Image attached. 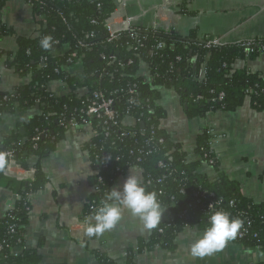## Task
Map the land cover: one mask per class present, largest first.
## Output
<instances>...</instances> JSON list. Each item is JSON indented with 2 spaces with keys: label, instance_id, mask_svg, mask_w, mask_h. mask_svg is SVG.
Listing matches in <instances>:
<instances>
[{
  "label": "trees",
  "instance_id": "1",
  "mask_svg": "<svg viewBox=\"0 0 264 264\" xmlns=\"http://www.w3.org/2000/svg\"><path fill=\"white\" fill-rule=\"evenodd\" d=\"M10 0H0V16ZM117 5L111 0H36L34 14L45 18L47 25L41 35L36 38L18 37L17 53L11 54L0 49V57L8 56L7 66L21 76L32 74V83L18 88L14 93L0 91V118L4 114L25 111L36 105L41 114L34 117L25 126V135L14 134L7 137L0 147L2 152L13 151L15 157L26 170L28 161L32 158L44 159L55 151L63 139L65 128L57 122L62 113L69 116L80 107L77 92L84 87L115 90L129 86L139 91L140 104L133 115L141 117L146 135L139 136L140 142L152 138V150L140 166L144 178L153 181L151 185L143 183L148 191H155L163 207L171 208L173 220L160 223L153 230L149 242H139L137 252H130L127 264H134L137 254L151 250L155 246L173 249L177 237L187 228L205 230L208 226V216L212 211L202 212L204 205L217 203L216 209L230 214L231 218H239L251 222L248 236L241 242L245 247H261L264 249V203L255 204L242 196L239 186L219 172L217 180L210 181L200 173V163H190L182 146L176 144L166 130H158L162 120L167 119V112L159 106L161 89L172 90L180 98L182 107H187L189 118H204L216 111L236 112L247 102L251 108L264 112V79L251 73L247 68L236 69L237 62L255 61L264 55V37L255 38L250 42L221 45L207 49L210 37H198L197 31H192L186 38L174 31L169 34L157 33L149 29L141 31L130 29L119 33L116 39H111L105 26V21L116 11ZM140 33L145 37L138 45L132 39V34ZM14 30L0 21V43L5 37H14ZM51 35L55 41L53 47L45 51L40 47V40ZM165 43L167 48L158 51L156 46ZM251 44L252 52L247 54L246 44ZM77 44L85 48L79 53L84 55L83 72L70 76L64 71H57L61 65H67V56L56 57L55 51L69 45L71 51ZM10 57V58H9ZM47 57L46 67L41 68L42 58ZM196 60L193 63V60ZM141 62L149 64L152 72L151 82L137 78ZM121 64V66H119ZM41 68V69H40ZM206 74L203 80H198L201 70ZM112 75L108 78L105 73ZM61 81L68 85L70 94L62 97H51L48 85ZM44 86V89H42ZM54 115V116H53ZM53 116V117H52ZM41 132L38 142L33 139ZM163 139V144L159 140ZM119 152H111L113 160L108 162V169L101 168L100 161L93 160L95 171H100L104 178L101 192L95 195L99 203H103L107 193L114 187L115 181L129 169L128 151L132 145L131 139L111 143ZM0 145V146H1ZM197 153L204 162L212 160L219 170L218 161L210 147V137L205 131L197 139ZM120 161H116V156ZM208 155L207 158H204ZM160 163L164 168L159 167ZM7 161L0 162V187L12 188L15 183L6 178L4 170ZM120 167L121 169H116ZM35 181L27 183L22 193V201L16 210L0 219V264H40L41 258L35 251L25 250L19 257L11 254V248L25 244L24 227L29 222V210L24 205L25 195L35 193L46 184V176L40 163L34 166ZM126 168V169H125ZM119 170L120 172H118ZM164 178L161 185L154 180ZM94 185L96 179L94 177ZM198 194V196H197ZM233 203V205H231ZM186 211H189L186 213ZM9 225L15 226V232H9ZM162 231V233H160ZM257 234V237H253ZM19 242H21L19 244ZM100 264H115L109 259H101Z\"/></svg>",
  "mask_w": 264,
  "mask_h": 264
},
{
  "label": "crops",
  "instance_id": "2",
  "mask_svg": "<svg viewBox=\"0 0 264 264\" xmlns=\"http://www.w3.org/2000/svg\"><path fill=\"white\" fill-rule=\"evenodd\" d=\"M117 6L122 2L125 15L117 23L131 27L151 28L160 9L169 10L168 24L181 37L197 31L198 37L218 39L223 45L237 44L264 37V0H111ZM1 21L14 30V37H5L0 49L17 52V38L36 37L38 23L31 9L21 0L7 3ZM117 29L119 26L116 27ZM63 50L56 52L59 56ZM7 54L0 57V91L14 93L32 83V77L21 76L7 66ZM10 58V57H9ZM236 69L247 68L264 79V55L255 61L237 62ZM83 67L72 66L74 73ZM50 90L62 94L63 83L56 81ZM159 106L167 112L165 130L176 144L182 146L190 163H200V173L210 181L217 180L219 172L236 183L243 197L255 204L264 203V112L251 108L247 102L236 112L216 111L204 118H189L180 98L172 90L161 89ZM40 109L35 106L25 111L4 114L0 118V145L14 134L25 135V126ZM210 137V147L219 170L201 160L197 153V139L204 132ZM90 130L81 128L66 131L54 152L44 159L32 158L28 169L40 163L46 184L35 192L30 204L29 222L24 227L28 251L40 256V264H100L109 259L115 264H127L129 253L137 252L139 242H149L153 230H145L141 221L124 209L120 223L99 237L85 234L91 221L86 218L88 205L94 197L95 169L88 150ZM2 147V145L0 146ZM25 169V168H24ZM143 180V174L138 170ZM130 170L120 177L114 187L123 186L132 175ZM13 181V189L0 187V219L16 210L22 201L27 182L20 177ZM160 223L173 217L170 208ZM203 230L187 228L177 237L174 248L155 246L137 254L134 264H264V249L248 248L230 241L225 248L203 258L191 255V244Z\"/></svg>",
  "mask_w": 264,
  "mask_h": 264
},
{
  "label": "built area",
  "instance_id": "3",
  "mask_svg": "<svg viewBox=\"0 0 264 264\" xmlns=\"http://www.w3.org/2000/svg\"><path fill=\"white\" fill-rule=\"evenodd\" d=\"M21 1H23L25 5H27L31 9L34 18L37 20L38 29H37L36 37H39L41 35L42 29L47 25V22L44 17L34 14V11H33L34 2L36 0H21ZM168 14H169V10L166 7H163L162 9H160L159 13L156 15L155 21L153 23V27L151 28L131 27L129 23H126V25H128V29L126 30V26H124L123 23H117V20L122 19L123 16L125 15V8L121 2L117 6L114 14L110 18H108L104 24L109 32L111 39H116L119 33L123 31H129L130 29H137L140 33L141 31L146 32L149 29H151L157 33L169 34L173 32V29H171L170 25L167 23ZM0 21H1V16H0ZM117 26H119L118 29L116 28ZM140 33L132 34L133 41L138 45H140L145 39V37L141 36ZM36 37H32V38H36ZM250 40H253V39H250ZM250 40L244 41V42H250ZM240 43H243V42H240ZM221 45L223 44H221V42L218 39L211 38L210 42L207 43L206 48L211 49V48L221 46ZM84 48H85L84 45L77 44L74 47V51L70 52L71 47L69 45H65L60 49V50L64 49V51L59 56L56 54V52L60 50L55 51L56 57H65L67 55L69 56V57L67 56L68 64L61 65V67H59L57 71L59 72L64 71L68 73L70 76H76V75L80 76V74L83 72V69L79 73H76V72L74 73V71L72 70V66L79 63L83 67L82 61H83L84 55H79V53ZM166 48L167 46L163 42L159 43L156 46V50L158 51H162ZM245 51L248 55L254 52V50H252L251 44L249 43L246 44ZM12 58L13 57H11V59ZM195 61L196 60L194 59L193 63H195ZM46 63H48V58L47 57L42 58L41 68L46 67ZM119 66H121V64H119ZM205 74H206V71L202 69L197 79L203 80V78L205 77ZM29 75L32 77L31 73ZM104 75H106L108 78H112V75L107 72ZM137 78H142L143 80L147 82H151L152 72H151L149 64L141 62V69L139 73L137 74ZM54 82H51L47 88L48 92L51 93V97H62V96H66L70 94L71 90L68 88V85L61 81L60 82L63 83V91H64L62 94H57L53 92L52 90H50V85ZM42 89H44V86H42ZM139 97L140 96H139L138 89L136 87L129 86V85L127 88L119 87V88H116L115 90L96 89L94 91H91L87 87H84L83 89H80L77 92V99L80 102V107L76 109L75 111H73L69 116H67L66 113L60 114V116L57 117V122L60 123L61 126L64 127L66 131L78 130L81 128H87L90 130V140L88 143V150H89L92 164L94 163L93 162L94 159L102 163L101 168H97V169H108L109 168L108 162L113 160L111 152L112 151L117 152V153L119 152V149H117V147L114 146V143L110 142L111 145L109 147L106 146L111 139H113L116 142L121 141V143H123L125 139H131L132 145L128 151L129 166L127 167V169L129 170L125 174L121 175L120 177L126 175L130 170H132L131 168H134L137 171L139 170L143 174L142 184L147 183V185H151L153 181H150L144 178V172L140 166V163H142L149 155H151L152 150L150 149V146L152 144L153 139L150 138L146 140V142H140L138 140L139 136L144 137L146 135V130H145V126L144 128H141V126L144 125L142 118L133 115V111L140 104V101L138 100ZM36 105H38L39 107L41 105V100H37ZM40 114H41V111H40ZM165 120H162L160 122L158 130H165V124H164ZM42 135L43 134L40 131L39 132L37 131V135L33 139V141L38 142ZM163 142H164L163 139L159 140V144H163ZM207 157L208 155L204 156V158H207ZM115 159L116 161H120V157L118 155L116 156ZM3 160L7 161V166L4 170V173L6 176L20 177L27 183H31V184L35 181V174H36L35 168L33 167L29 170L24 169L22 165L20 164V162L18 161V159L15 157V154L13 151L2 152L0 155V162ZM201 160H202V157H201ZM206 163H208V161ZM209 164L214 165V162L211 160ZM159 167L163 169L164 165L160 163ZM116 169H121V168L116 167ZM117 171L120 172L119 170ZM94 177L96 179V185L93 186L94 187L93 189L94 197L91 199L88 205L86 218H88L90 215H94L96 209L102 205V202L99 203L98 200L95 198V195L101 192V185L104 183V178L101 175L100 171H97V170L95 172ZM118 179H116L115 181H111L112 183H114V186ZM163 181H164V178L154 180V182L157 183L158 185H161ZM32 194L34 193L28 192L26 193L25 198H24L25 200L24 205L27 207L29 212H30L31 200L33 197ZM209 205H212V207L209 208ZM216 205L217 203H209L207 205H204V207L202 208V212H206V211L213 212L216 209ZM231 205H233V203H231ZM161 207L163 206L161 205ZM188 212L189 211H186V213ZM172 220H173V217L170 221ZM251 225L252 224L250 221L248 222L245 221L243 223V227L240 229L238 237L235 240L239 242L243 241L248 236ZM9 232L10 233L15 232L14 225H9ZM160 233H162V231H160ZM253 237L256 238L257 234H255ZM20 243L21 242H19V244ZM258 248H261V247H258ZM2 249H3V245L0 246V251ZM25 250H28V244L26 241V237H25L24 245H17L11 248V254L14 257H19Z\"/></svg>",
  "mask_w": 264,
  "mask_h": 264
},
{
  "label": "clouds",
  "instance_id": "4",
  "mask_svg": "<svg viewBox=\"0 0 264 264\" xmlns=\"http://www.w3.org/2000/svg\"><path fill=\"white\" fill-rule=\"evenodd\" d=\"M55 41L51 35L44 36L39 44L48 51ZM132 169L130 175L121 187H113L107 193L104 202L98 207L86 227L85 234L89 237H99L106 231L117 227L122 219L124 209L137 217L145 230H153L160 224L163 209L155 191H148L142 184L136 169ZM212 205H209L211 208ZM243 221L239 218H231L230 214L218 210L208 216V226L202 236L191 244L190 252L195 258H203L225 248L226 244L234 241L243 227Z\"/></svg>",
  "mask_w": 264,
  "mask_h": 264
},
{
  "label": "water",
  "instance_id": "5",
  "mask_svg": "<svg viewBox=\"0 0 264 264\" xmlns=\"http://www.w3.org/2000/svg\"><path fill=\"white\" fill-rule=\"evenodd\" d=\"M127 29H128V25H126V30ZM185 110H187V107H185ZM141 128H144V125H142Z\"/></svg>",
  "mask_w": 264,
  "mask_h": 264
}]
</instances>
